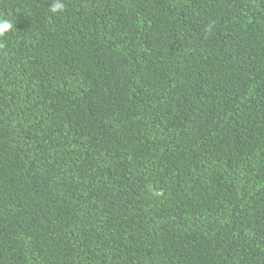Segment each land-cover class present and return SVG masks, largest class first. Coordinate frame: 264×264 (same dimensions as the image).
<instances>
[{
  "label": "trees",
  "instance_id": "1",
  "mask_svg": "<svg viewBox=\"0 0 264 264\" xmlns=\"http://www.w3.org/2000/svg\"><path fill=\"white\" fill-rule=\"evenodd\" d=\"M0 19V264H264V0Z\"/></svg>",
  "mask_w": 264,
  "mask_h": 264
},
{
  "label": "clouds",
  "instance_id": "2",
  "mask_svg": "<svg viewBox=\"0 0 264 264\" xmlns=\"http://www.w3.org/2000/svg\"><path fill=\"white\" fill-rule=\"evenodd\" d=\"M55 11V9H53ZM14 30V25L7 19H0V38Z\"/></svg>",
  "mask_w": 264,
  "mask_h": 264
}]
</instances>
